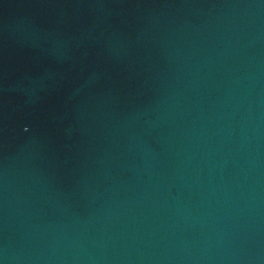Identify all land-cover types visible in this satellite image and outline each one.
<instances>
[{"label":"water","instance_id":"water-1","mask_svg":"<svg viewBox=\"0 0 264 264\" xmlns=\"http://www.w3.org/2000/svg\"><path fill=\"white\" fill-rule=\"evenodd\" d=\"M0 264H264V0H0Z\"/></svg>","mask_w":264,"mask_h":264}]
</instances>
